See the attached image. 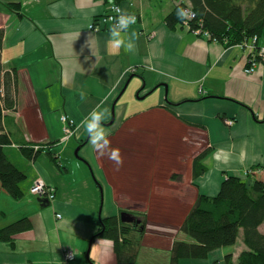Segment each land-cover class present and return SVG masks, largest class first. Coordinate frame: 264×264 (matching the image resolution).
Returning a JSON list of instances; mask_svg holds the SVG:
<instances>
[{"label": "crops", "instance_id": "crops-1", "mask_svg": "<svg viewBox=\"0 0 264 264\" xmlns=\"http://www.w3.org/2000/svg\"><path fill=\"white\" fill-rule=\"evenodd\" d=\"M180 3L189 0L119 1L124 14L137 16L121 31L125 39L136 34L125 51L111 43L112 28L89 29L115 0H0V61L17 71L13 141L55 143L33 161L15 144L3 148L25 180L18 200L0 190V227L27 217L31 228L0 242V264H64V251L74 253L69 264H117L112 242L91 237L101 219L121 212L146 215L135 233L136 264H169L174 241L192 242L178 230L197 194L215 196L227 176L264 180V62L246 74V49L168 28L164 19ZM8 4H18L20 16ZM94 109H107L100 124L109 143L99 155L82 126ZM62 115L76 126L63 143ZM150 130L160 134L156 142L143 139ZM113 149L122 164L110 158ZM203 151L205 172L193 179L192 160ZM151 152L154 160L145 158ZM38 178L55 192L47 207L29 193ZM156 213L168 214L167 223ZM244 251L240 230L233 246L180 264H225L227 256L237 264Z\"/></svg>", "mask_w": 264, "mask_h": 264}, {"label": "trees", "instance_id": "trees-1", "mask_svg": "<svg viewBox=\"0 0 264 264\" xmlns=\"http://www.w3.org/2000/svg\"><path fill=\"white\" fill-rule=\"evenodd\" d=\"M115 1L117 4L122 0ZM7 8L20 16L18 4H8ZM180 10L194 13V18L188 20L187 25L184 24V17L178 15ZM164 22L170 29L178 25L193 34L199 31L198 36L206 33L210 41L225 47L238 46L254 37L255 46L264 45V0H189V5L180 3L169 12ZM3 37L4 30L0 28V51ZM16 88V69L4 70L0 61V190L18 200L23 195L20 184L25 180V175L8 160L3 148L15 144L26 159L33 161L42 152L49 155L55 143H14V133L9 129L13 128L15 132L17 128L14 124L10 127L9 119L13 121V118H9V113L16 112ZM34 146H44V149L34 152ZM206 153L203 151L192 160L193 179L205 172L200 162ZM141 217L138 218L139 224L121 223L116 216L101 219L91 241L96 238L111 241L117 264H136L140 242L135 233L140 229L143 231L146 220L145 216ZM260 226H264V180L227 176L215 196L197 194L194 198L178 230L192 242L174 241L169 264H180V260L205 259L214 250L233 246L240 230L247 251L239 255L237 264H264V231L260 232ZM30 228L27 217L0 227V242L12 243L15 235ZM225 264H232L230 256L225 257Z\"/></svg>", "mask_w": 264, "mask_h": 264}, {"label": "built area", "instance_id": "built-area-1", "mask_svg": "<svg viewBox=\"0 0 264 264\" xmlns=\"http://www.w3.org/2000/svg\"><path fill=\"white\" fill-rule=\"evenodd\" d=\"M117 8L121 9L118 4L109 5L107 12L104 15L92 21L91 24L89 25V29L94 32H99L109 27L113 29V27L117 25L119 16L121 14H124L122 10L121 12H117L116 11ZM184 12L189 14L184 17L185 19L184 24L187 25V21L193 19L194 15H192V12L188 10H185ZM134 16L136 17V21H137V16L136 15ZM194 34L198 36L200 35V32L195 31ZM203 36L208 37L206 33H204ZM150 37L151 35L148 36V38ZM255 42H256V38L254 37L251 41H246L243 44L238 45L239 47L244 48L248 51L249 66H247L246 69L244 70L246 74H252L255 71L257 65L264 62V47L255 46ZM256 59L257 60L259 59V60L256 61ZM129 72L133 74L136 72V70L134 68H131L129 69ZM60 122L62 123V134H63L60 142L63 143L67 141L69 138L73 137V135L76 132V126L74 125L73 121L68 119L65 115L60 116ZM224 122L227 126H231L233 124V120L231 119H226ZM43 149H44V146L43 147L41 146L33 147L34 152L38 150H43ZM29 193L36 198L47 200L49 205L52 204V202L55 199V192L53 188L46 185V183L40 178L36 179L32 183L29 189ZM56 218H60V215L57 214ZM62 260L64 264H69L70 262L74 260V253L72 251H64Z\"/></svg>", "mask_w": 264, "mask_h": 264}, {"label": "clouds", "instance_id": "clouds-1", "mask_svg": "<svg viewBox=\"0 0 264 264\" xmlns=\"http://www.w3.org/2000/svg\"><path fill=\"white\" fill-rule=\"evenodd\" d=\"M117 12H121V9L117 8ZM178 15L183 18L188 13L184 12L183 10H180L178 12ZM194 15V13H192ZM136 22V17L134 15H128V14H121L119 16L117 25L113 27V29L110 32L111 36V43L114 44L115 48L119 50L121 47L125 49V51H132L135 48V44L133 43L134 38L136 37V34L133 33L131 38L125 39L121 36V31H126L129 27V25L134 24ZM85 98V94L81 93V99ZM107 112V109L98 110L94 109L88 117L85 118L84 121H82V126L85 127L86 131L89 133L90 136V142L94 149L103 152L105 148L108 146V140H107V133L101 128V120L105 117V114ZM111 159L115 160V162L119 165L122 164L123 161L119 155L118 149H113L111 151Z\"/></svg>", "mask_w": 264, "mask_h": 264}, {"label": "rangeland", "instance_id": "rangeland-1", "mask_svg": "<svg viewBox=\"0 0 264 264\" xmlns=\"http://www.w3.org/2000/svg\"><path fill=\"white\" fill-rule=\"evenodd\" d=\"M74 128H75V127H74ZM153 132H154V131H151V130H150V133H148V134H146V135H144L145 132H143V135H144V136H143V139H145V138L147 137V138L149 139V141L151 140V141H153V142H156V140L154 139V138H155V134L158 135L159 133H157V132H156V133H153ZM152 133H153V134H152ZM159 135H160V134H159ZM169 135H170V134H168V135L166 134L165 137H164V138H166V139H165L166 142L171 141L172 136L169 137ZM141 136H142V135H141ZM119 137L121 138L122 136L119 135ZM159 138H160V137H159ZM161 140H164V139H161ZM146 141H148V140H145V143H147ZM149 141H148V142H149ZM166 142H165V143H166ZM162 145H164V144H162ZM75 148L77 149L78 146H76ZM145 152H150V150H149V151H145ZM164 152H166L165 157H166V159L168 160L167 157L170 155V154H169V152H170V148H169V147L166 148V149L164 150ZM100 153H101V152H100ZM102 153H103V152H102ZM102 153H101V154H102ZM158 153H159V152H158ZM190 153H192L193 155H195V154L198 153V152H196V151L194 150V151H192V152L190 151ZM159 154H160V153H159ZM174 154H175V151H174ZM192 154H191V155H192ZM147 157H149L150 160H154L155 157H156L155 152H151L149 155H146V156H145V158H147ZM165 157H164V159H165ZM174 157H175V155H174ZM174 157H173V158H174ZM173 158H172V159H173ZM188 158H189V155H188ZM139 162H140V161H139ZM148 200H149V201L151 200L152 203H153V202L156 203V202H161V201H163L164 204H165L166 206H169L168 200H166V199H162V198H157V199H153V198H151V199H150V198H149ZM153 200H155V201H153ZM134 202H135V201H134ZM136 202H137V201H136ZM136 202H135V203H136ZM128 204H130L129 201H127V202L125 203V205H128ZM130 205H131L132 207L135 208V206H133V204H130ZM166 209H169V208H166ZM135 211H138V210H135ZM130 214H131V213H130ZM132 214L135 215V216H138V217H140V216H146V215H142V214L140 215V214L137 213V212H132ZM179 214H182V213H179ZM150 216H152V215H150ZM168 217H169L168 214H165V217H164V214L156 213V214L153 215L152 218H154V220L157 219V221H164L163 218H165V220H167ZM164 223H167V222L164 221ZM168 224H169V223H168Z\"/></svg>", "mask_w": 264, "mask_h": 264}, {"label": "water", "instance_id": "water-1", "mask_svg": "<svg viewBox=\"0 0 264 264\" xmlns=\"http://www.w3.org/2000/svg\"><path fill=\"white\" fill-rule=\"evenodd\" d=\"M78 150L75 152V155H77ZM38 201L41 203L42 207L49 206V203L45 199H39ZM119 220H120L121 223H127V224H132V223L139 224L140 223V220L138 218H136L132 214H129V213H126V212H121L119 214Z\"/></svg>", "mask_w": 264, "mask_h": 264}]
</instances>
